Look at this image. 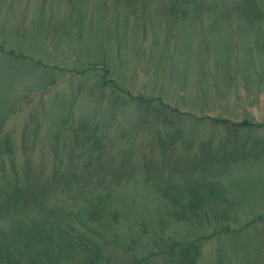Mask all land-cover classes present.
I'll list each match as a JSON object with an SVG mask.
<instances>
[{
  "label": "rangeland",
  "instance_id": "374dc122",
  "mask_svg": "<svg viewBox=\"0 0 264 264\" xmlns=\"http://www.w3.org/2000/svg\"><path fill=\"white\" fill-rule=\"evenodd\" d=\"M0 249L264 264V0H0Z\"/></svg>",
  "mask_w": 264,
  "mask_h": 264
},
{
  "label": "trees",
  "instance_id": "16d2710c",
  "mask_svg": "<svg viewBox=\"0 0 264 264\" xmlns=\"http://www.w3.org/2000/svg\"><path fill=\"white\" fill-rule=\"evenodd\" d=\"M194 207V206H192ZM51 242V244L53 245L52 242H55L52 238L51 240L49 241ZM87 245H84V247H86ZM60 247V246H58ZM89 249V247L87 248V250ZM58 251H61V248H59ZM7 252H5V254L3 253V251L0 249V264H15L16 262L13 260L14 258L10 257V256H7V255H11L10 253L9 254H6ZM41 253V252H40ZM38 253L37 256H38V260H35V261H41V264L43 262V256ZM186 255V256H185ZM12 256V255H11ZM186 257H188V254L187 252H185V254L183 255ZM183 256H182V259H183ZM37 263V262H36ZM93 263V262H92Z\"/></svg>",
  "mask_w": 264,
  "mask_h": 264
}]
</instances>
